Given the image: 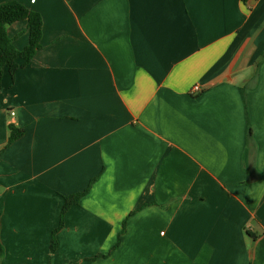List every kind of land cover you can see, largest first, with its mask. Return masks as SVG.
Masks as SVG:
<instances>
[{
    "label": "crops",
    "instance_id": "obj_1",
    "mask_svg": "<svg viewBox=\"0 0 264 264\" xmlns=\"http://www.w3.org/2000/svg\"><path fill=\"white\" fill-rule=\"evenodd\" d=\"M11 1L0 264H264V0Z\"/></svg>",
    "mask_w": 264,
    "mask_h": 264
},
{
    "label": "trees",
    "instance_id": "obj_2",
    "mask_svg": "<svg viewBox=\"0 0 264 264\" xmlns=\"http://www.w3.org/2000/svg\"><path fill=\"white\" fill-rule=\"evenodd\" d=\"M27 21L30 33V41L24 50H18L13 45V40L8 35V27L16 22ZM43 20L40 13L29 10L17 1H11L0 5V89L6 72L12 77L20 67L30 64L36 53L42 48ZM18 60H22L20 65ZM24 131L15 126H10V136L7 146L22 137ZM2 150L0 151V158ZM85 193V192H84ZM84 193L66 196L65 204L61 212L59 226L53 231L51 239V250L54 252L58 246L57 234L64 226V219L72 205L78 203ZM125 226V223H124ZM125 227H123L124 232ZM3 257V249L0 248V261Z\"/></svg>",
    "mask_w": 264,
    "mask_h": 264
},
{
    "label": "built area",
    "instance_id": "obj_3",
    "mask_svg": "<svg viewBox=\"0 0 264 264\" xmlns=\"http://www.w3.org/2000/svg\"><path fill=\"white\" fill-rule=\"evenodd\" d=\"M200 90H201V89H200V87H199L198 85L193 86L192 89H191L192 93H197V92H199Z\"/></svg>",
    "mask_w": 264,
    "mask_h": 264
}]
</instances>
